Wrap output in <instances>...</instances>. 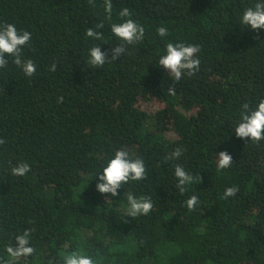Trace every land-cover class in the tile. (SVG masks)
Wrapping results in <instances>:
<instances>
[{
	"label": "trees",
	"instance_id": "trees-1",
	"mask_svg": "<svg viewBox=\"0 0 264 264\" xmlns=\"http://www.w3.org/2000/svg\"><path fill=\"white\" fill-rule=\"evenodd\" d=\"M256 2L112 0L108 19L104 0H0V24L31 33L22 54L37 66L27 77L6 56L0 69V256L32 230L35 254L20 264H63L77 249L95 264H264V141L234 131L242 106L264 99V30L241 24ZM122 8L144 27L143 42L91 68V47L120 43L110 27L128 19ZM100 22L104 40L87 37ZM169 42L200 47L195 75L174 82L159 66ZM150 102L160 108L140 107ZM176 148L183 154L165 161ZM121 149L144 161L146 179L101 194L99 175ZM221 151L233 165L218 171ZM24 162L31 171L13 176ZM177 164L194 176L183 194ZM228 187L239 191L223 199ZM128 193L150 196L152 211L125 215ZM192 195L200 204L189 211Z\"/></svg>",
	"mask_w": 264,
	"mask_h": 264
},
{
	"label": "clouds",
	"instance_id": "clouds-1",
	"mask_svg": "<svg viewBox=\"0 0 264 264\" xmlns=\"http://www.w3.org/2000/svg\"><path fill=\"white\" fill-rule=\"evenodd\" d=\"M89 3L95 7L94 0ZM104 11L107 18L111 19L113 11L112 0H104ZM124 19L122 23H112L111 33L119 39L120 43L106 51H101L97 45L89 49V59L87 63L91 68H102L106 63L115 61L126 52L127 45H136L143 42L145 38V29L142 25L131 19L132 13L128 8H122L118 14ZM241 24L252 30H264V0H258L254 5L244 10L241 17ZM105 27L103 22L96 24L95 28H88L85 35L96 41H103L104 35L97 29ZM160 37L169 34V30L160 26L156 29ZM31 33L27 30L18 31L16 26L11 23L0 24V69L7 67L9 57L12 63L20 68L24 75L33 77L36 74L37 66L31 59H24L22 49L30 46ZM200 47L194 44L172 43L166 45V54L161 55L158 60L159 66L168 71L172 81L179 82L184 76L191 77L200 70V59L198 53ZM110 54V59H109ZM49 71H56V64L53 63ZM167 92L175 96V88L170 86ZM63 97L58 99L62 102ZM243 111L240 113V122L234 131L238 138H248L257 145L264 141V99H261L254 109L245 103ZM6 143L5 139L0 138V145ZM183 154V149L176 148L165 157L167 160H176ZM11 163V162H9ZM233 165V158L227 151H221L217 157V170L221 171L230 168ZM31 171L30 165L26 162L19 163L11 167L13 176L24 177ZM174 175L178 179L177 188L180 193L185 192V186L193 182L194 176L185 171L183 166L177 164L174 169ZM146 179V166L144 161L137 157L131 158L127 150L121 149L115 152L114 158L107 162L103 172L99 175V183L96 189L101 194H108L111 197L117 196L118 190L129 181H140ZM201 180V177H199ZM237 187H228L223 193V199L234 197L238 193ZM128 208L125 215L136 218L138 216H147L153 209V202L150 196H140L137 198L132 193L127 194ZM200 204L199 198L192 195L186 201V207L189 211H194ZM32 230H25L23 234L15 236V244L8 245L5 248L6 255L0 256V264H20L22 259H27L35 254V248L30 245ZM63 264H95L91 255L84 254L77 249L63 256Z\"/></svg>",
	"mask_w": 264,
	"mask_h": 264
},
{
	"label": "rangeland",
	"instance_id": "rangeland-1",
	"mask_svg": "<svg viewBox=\"0 0 264 264\" xmlns=\"http://www.w3.org/2000/svg\"><path fill=\"white\" fill-rule=\"evenodd\" d=\"M140 107L143 108L144 110L151 112L154 109L160 108V104L157 102L140 103Z\"/></svg>",
	"mask_w": 264,
	"mask_h": 264
}]
</instances>
